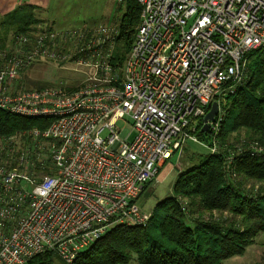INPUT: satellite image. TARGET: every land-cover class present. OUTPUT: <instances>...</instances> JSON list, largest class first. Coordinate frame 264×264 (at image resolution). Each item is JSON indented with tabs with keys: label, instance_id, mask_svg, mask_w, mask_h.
Returning a JSON list of instances; mask_svg holds the SVG:
<instances>
[{
	"label": "built area",
	"instance_id": "1",
	"mask_svg": "<svg viewBox=\"0 0 264 264\" xmlns=\"http://www.w3.org/2000/svg\"><path fill=\"white\" fill-rule=\"evenodd\" d=\"M112 1L141 8L121 68L112 62L117 26L49 28L0 54V110L50 122L0 139V264L44 254L73 264L112 227L144 226L136 200L146 185L187 142L199 143L214 102L208 131L216 140L222 108L243 86L246 56L264 48V0ZM34 65H73L85 78L73 91L61 82L16 90ZM21 141L29 143L23 155ZM229 152L234 177L236 161L263 156L264 147L243 142Z\"/></svg>",
	"mask_w": 264,
	"mask_h": 264
},
{
	"label": "trees",
	"instance_id": "2",
	"mask_svg": "<svg viewBox=\"0 0 264 264\" xmlns=\"http://www.w3.org/2000/svg\"><path fill=\"white\" fill-rule=\"evenodd\" d=\"M122 5L125 11L117 25L119 35L112 57L117 68L123 67L140 24L137 3ZM37 10L33 6H23L5 17L2 26L13 38L8 49L0 48L3 50L0 54L14 49L18 37L27 36L33 27L40 26L41 22L35 18ZM27 74L15 82L16 90L33 91L26 89V82L30 83L25 79ZM66 84L68 91L75 90L78 85ZM35 85L34 91H40L55 84ZM222 110L225 119L218 139L225 150L208 155L199 166L181 173L174 183L173 196L155 207L146 227L111 229L89 250L78 255L73 264H130L133 260L136 264H222L245 255L257 236L264 233V192L253 197L250 190L245 189L253 182L264 183V155L238 159L232 177L225 161L232 145L226 142L231 133L244 131L250 142L264 146V48L246 56L243 86L227 98ZM49 123L0 110V139L32 129L42 130ZM202 129L199 128L196 138L200 144L211 148L212 136ZM39 170L44 175L51 174L46 167ZM179 198L188 202L184 204ZM205 215L209 221L205 220ZM225 215L228 218H224ZM50 257L56 258L44 254L29 264H46Z\"/></svg>",
	"mask_w": 264,
	"mask_h": 264
},
{
	"label": "rangeland",
	"instance_id": "3",
	"mask_svg": "<svg viewBox=\"0 0 264 264\" xmlns=\"http://www.w3.org/2000/svg\"><path fill=\"white\" fill-rule=\"evenodd\" d=\"M124 11V5H122V3H116L114 1L101 3L92 0H70L64 2L63 5L59 7V10H56L55 12H52L51 9L49 14L41 13L43 17L38 16L39 13H35V18L38 19L41 24L40 26H37V28L33 27L31 34L41 32L43 30H48L51 20L56 22V26L53 28V31L55 32H61L76 28L81 29L83 27L93 29L102 25L117 26L121 22ZM50 16L53 19L49 18ZM47 17L50 20H47ZM57 25L60 26L58 27ZM1 33L2 34H0V38L7 37V43L4 45V49H8L7 45L12 41V34H8L6 30L1 31ZM4 33L6 35H4ZM11 47L12 46H10L9 48ZM2 51L3 50H0V52ZM39 74L43 75L40 83L47 85L56 84L59 82L79 84L85 78L82 71L80 69L76 70L75 66L73 65H69L66 67L42 65L39 69ZM26 78L27 76L25 77V79ZM26 89L35 90L37 89V85H35L34 81L31 80L30 83L26 82ZM222 105L223 103L220 102V108H222ZM119 126L123 128L125 124L119 123ZM221 134L222 128L219 136ZM133 136L134 134L131 135L130 139H132ZM219 136H217L216 140L211 143V148L215 146L217 148V151L225 150V148L220 147L221 144L218 139ZM247 138L248 136L244 131L231 133L228 136L226 143L232 145L231 149H234L235 146L238 147V145L242 144L243 142H250ZM28 146V142L21 141L16 145V149L23 155V152L27 149ZM231 149L228 150L231 151ZM10 155H12L15 159H18V157H20L18 154L16 155L14 153H11ZM208 155H211V150L204 144L187 142L181 152L175 154L169 161H167L166 164L161 167L156 182L147 184L143 193L136 200V205L139 208L140 212L148 217V221L143 227H146L152 219L155 207L167 198H171L173 196V186L178 176L181 173L190 171L199 166L200 163ZM1 164L6 166V162L4 160L1 161ZM245 189L248 191L250 190V194H252V196L254 197L257 193L264 192V183L253 182L245 186ZM179 200H181V202L183 203L188 202L187 200L182 198H179ZM188 213H190V211H188ZM226 217L228 218V216L225 215L224 218ZM204 218L208 221L210 219L208 215H205ZM214 218H217L216 214L214 215ZM116 227L117 226H114L112 227V229ZM259 235L264 236V233ZM257 240L259 239L256 238L255 242L258 243ZM45 262L46 264H63V262L54 257H50V260L47 259ZM130 264H136V262L133 260ZM222 264H264V248L256 246L255 248H251V250L248 251L244 256L238 259L235 257L234 259L226 261Z\"/></svg>",
	"mask_w": 264,
	"mask_h": 264
},
{
	"label": "crops",
	"instance_id": "4",
	"mask_svg": "<svg viewBox=\"0 0 264 264\" xmlns=\"http://www.w3.org/2000/svg\"><path fill=\"white\" fill-rule=\"evenodd\" d=\"M66 1H70V0H0V34H2L1 31L4 30L2 23L5 19V17L8 16L9 14L13 13L14 11H16L17 9H19L21 7H23V6L36 7L38 9L36 11V13H39L38 16H42L41 13L42 14H49L51 9H52V12L59 10V7H61L63 5V3ZM92 1L106 3V2H110L112 0H92ZM49 18H51V16ZM49 18L47 17V20H50ZM51 19H53V18H51ZM55 23H56L55 21L51 20V22L49 23L50 24L49 28L53 29L56 26ZM57 26L59 27L60 25H57ZM4 35H6V34L4 33ZM6 43H7V37L0 38V48H2V46H4ZM10 43L11 42H9V44ZM41 66L42 65H34L30 68V70L28 71V74H27L28 80H30V79L33 80L35 84L40 83V81L43 78L42 77L43 75L39 74V69L41 68ZM257 238L259 239V240H257L258 243L255 242L254 245L250 246L247 249L246 253L248 251H250L251 248H255L256 246L264 248V236L258 235ZM236 258L238 259L240 257H236ZM232 259H234V258H232ZM227 261H229V260H227ZM224 262H226V261H224Z\"/></svg>",
	"mask_w": 264,
	"mask_h": 264
},
{
	"label": "water",
	"instance_id": "5",
	"mask_svg": "<svg viewBox=\"0 0 264 264\" xmlns=\"http://www.w3.org/2000/svg\"><path fill=\"white\" fill-rule=\"evenodd\" d=\"M218 113H219V104L218 102H214L211 106L210 111L207 113V115L203 119L204 125H203L202 132H207L209 130V127H210L209 123L214 121Z\"/></svg>",
	"mask_w": 264,
	"mask_h": 264
}]
</instances>
